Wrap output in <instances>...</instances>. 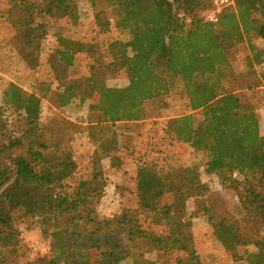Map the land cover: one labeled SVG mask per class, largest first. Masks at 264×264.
Instances as JSON below:
<instances>
[{"label":"trees","instance_id":"1","mask_svg":"<svg viewBox=\"0 0 264 264\" xmlns=\"http://www.w3.org/2000/svg\"><path fill=\"white\" fill-rule=\"evenodd\" d=\"M91 5L99 35L114 26L130 37L83 43L58 35L49 62L58 104L43 82L36 92L14 80L2 86L0 264H203L194 218L210 227L235 262L264 264V0H237L216 23L200 16L211 9V0ZM4 13L30 69L41 65L55 26H73L80 18L76 0H7ZM244 43L250 54L242 59L245 72L238 73L231 54ZM82 54L91 62L89 76L72 79L70 70ZM123 71L131 78L127 86L107 85ZM97 94L90 110L99 116L86 129L74 122L42 123L45 99L60 109ZM171 97L186 103L185 113L147 117L148 102ZM17 123L25 126L6 141ZM143 123L130 148V170L120 155L118 126L141 129ZM84 132L94 149L82 167L73 142ZM191 150L201 155L206 176L235 191L234 209L210 201V184L183 161ZM35 153L48 175L36 172ZM111 187L120 194L136 188L138 206L102 217L98 207ZM190 200L195 207L188 217ZM13 207L49 242L45 257L27 256Z\"/></svg>","mask_w":264,"mask_h":264},{"label":"rangeland","instance_id":"2","mask_svg":"<svg viewBox=\"0 0 264 264\" xmlns=\"http://www.w3.org/2000/svg\"><path fill=\"white\" fill-rule=\"evenodd\" d=\"M79 8V22L73 26H55L49 37L44 42L42 63L36 69H30L18 54L19 44L16 41L14 30L8 23L4 13L7 7V0H0V99L1 89L5 84V80L12 78L17 81L22 88L29 92H36L43 90L39 87L40 83L50 85L53 89V99L58 104L57 95V81L55 80L54 73L50 67L51 53L57 47V36L62 35L66 38L80 41L83 43H91L94 41H107L108 39H122L128 40V33H120L112 27V31L108 35H99L98 30L94 26L95 12L91 5V0H76ZM109 13L111 11L109 10ZM205 13L201 12L200 16ZM255 43L263 46L261 39L255 38ZM250 54L249 45L244 43L237 47L231 54L233 68L236 72H245V66L242 59ZM3 57V58H2ZM90 59L86 55H80L76 65L70 70V77L72 79L84 78L89 76ZM131 81L130 76L126 71L121 72L117 77L111 76L107 81V85L111 87L122 88L127 86ZM53 101V100H51ZM47 99L43 101L42 109V123L50 121L60 122L62 126H70L71 123L79 124L86 129L89 124H95L99 114L90 110V105L97 103L98 94L94 99L74 100L72 103L64 108H58L56 104ZM147 117L149 119L172 118L186 112V103L176 97L167 98L164 101H153L146 104ZM261 131L264 135V110L260 113ZM90 122V123H89ZM25 126L24 123H17L15 128H12L6 137L9 141L14 135H19L21 129ZM144 123L140 127H134L133 124H119L118 131L120 133V145L122 150L120 152L124 164L131 170L135 168L131 161V147L136 143L140 132L143 130ZM140 131V132H139ZM12 133V134H11ZM11 134V135H10ZM94 144L85 138V132L79 133L74 139L73 147L75 155L80 161L81 166L86 165L85 158L94 149ZM86 156V157H85ZM35 169L39 175H48L47 171L39 167L41 161L38 153L34 154ZM184 163L196 167L202 179L208 182L212 189V196L210 201L219 202L223 207L236 206V193L232 189H224L218 182L216 177H208L204 174L202 165V157L200 154L191 150L184 158ZM109 161H105L106 172L109 170ZM146 181V180H145ZM144 181L143 187L146 189V182ZM139 200L136 196V188L127 190L120 194V192L111 187L104 195L101 204L98 207L99 214L103 217H112L121 213L123 209L138 206ZM187 216L190 217L194 207L195 201L190 200L187 204ZM14 208V207H13ZM229 209V208H228ZM17 225L22 231V238L27 249V256L30 259L43 258L49 253V242L42 237L40 229L31 222H25L22 216V210L19 207L14 208ZM23 217V218H22ZM24 222V223H22ZM194 229L193 233L197 242V249L203 257V264H242L232 260L222 245L216 242L212 235L210 227L198 218L193 219ZM93 258H99L97 252H93Z\"/></svg>","mask_w":264,"mask_h":264},{"label":"built area","instance_id":"3","mask_svg":"<svg viewBox=\"0 0 264 264\" xmlns=\"http://www.w3.org/2000/svg\"><path fill=\"white\" fill-rule=\"evenodd\" d=\"M236 1L237 0H211L212 7L206 12V19L216 23L225 11L235 6Z\"/></svg>","mask_w":264,"mask_h":264},{"label":"crops","instance_id":"4","mask_svg":"<svg viewBox=\"0 0 264 264\" xmlns=\"http://www.w3.org/2000/svg\"><path fill=\"white\" fill-rule=\"evenodd\" d=\"M8 80H10V81H13V79H12V78H8ZM5 82H6V80H5ZM1 94H2V91H1Z\"/></svg>","mask_w":264,"mask_h":264}]
</instances>
